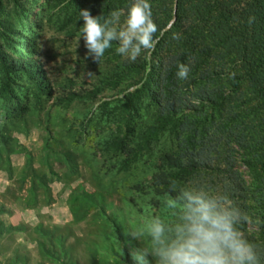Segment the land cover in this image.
I'll list each match as a JSON object with an SVG mask.
<instances>
[{
    "label": "trees",
    "instance_id": "1",
    "mask_svg": "<svg viewBox=\"0 0 264 264\" xmlns=\"http://www.w3.org/2000/svg\"><path fill=\"white\" fill-rule=\"evenodd\" d=\"M61 3L70 0H58ZM80 3L68 16L71 30L82 42L79 11L89 9L93 16L121 9L118 28L124 26L128 7L133 0H76ZM237 0H149L152 16L158 26L157 43L152 50L142 51L135 61L118 55L117 42L98 64L84 54L85 71L76 77L63 74L59 82L31 63L29 58H10L4 48L10 49L14 38L0 24V93L5 100L9 123L28 107L17 96L16 77L21 75L32 86L31 98L35 107H43L46 99L55 105L70 106L79 101L95 103L105 90L123 95L116 101L105 100L101 114L116 124V132L104 142L105 152L115 154L120 171L134 169L145 156L156 171L145 184L138 182L134 189L153 195L154 205L164 208L162 199L169 191L170 182L181 185H204L214 193L227 194L231 201L246 202L248 188L240 172V165L257 182L251 196L256 203L259 236L264 242V0H251L240 13L242 21L235 23ZM17 2V1H16ZM0 0V15L3 7ZM74 4H76L74 2ZM173 33L180 35L173 39ZM81 37V38H80ZM88 53V49L86 48ZM189 65L186 80L177 78V64ZM79 66V64L77 65ZM239 68L242 74L236 73ZM243 82H247L244 94ZM59 83V84H58ZM79 85V86H78ZM131 90V91H130ZM14 104V106L12 105ZM115 103L111 108L110 105ZM11 105V106H10ZM96 115L94 112L92 115ZM138 117V118H137ZM142 120L137 123V119ZM137 118V119H136ZM8 155L27 153L25 177L31 171L32 159L19 143L8 146ZM61 153L47 142L43 162ZM72 173L73 166L67 163ZM241 168V167H240ZM24 177V179H26ZM76 200L81 214L76 221L85 220L92 209L104 210L92 194L81 192ZM118 256L126 264H136L128 246L138 248L134 239H128L114 222ZM244 233L246 228L242 226ZM23 231L20 226H5L0 221V236ZM39 249L54 263L75 264L65 246V239L54 238L43 228H37ZM246 237L257 242L254 236ZM56 248V249H55ZM13 257L8 264H20Z\"/></svg>",
    "mask_w": 264,
    "mask_h": 264
},
{
    "label": "rangeland",
    "instance_id": "2",
    "mask_svg": "<svg viewBox=\"0 0 264 264\" xmlns=\"http://www.w3.org/2000/svg\"><path fill=\"white\" fill-rule=\"evenodd\" d=\"M3 2L0 24L14 38L10 49H3L4 53L18 60L29 58L57 87L56 82L63 74L75 76L79 81L85 68L84 63L78 62L88 53L84 41L69 32L72 23L67 18L80 3L76 0ZM250 3L251 0H237L234 4L238 13L236 25L241 23L240 13ZM235 72L242 74L238 67ZM16 84L17 96L28 109L12 123L5 118V100L0 93V221L5 226H20L23 231L0 236V264H8L15 256L23 260L20 264H60L40 251L36 231L39 227L54 238L65 239L68 254L75 264H126L116 252L119 244L114 222L125 235L129 225L146 223L154 215H166V211L154 205L156 199L152 194L145 195L134 189L136 183L145 184L156 171L146 163L149 156L136 168L120 171V166L115 164V154L105 152L104 142L116 132L117 126L100 113V106L105 100L113 102L123 95L107 89L100 97L103 100L92 105L76 101L70 106H57L54 99H46L43 107H35L34 100L29 99L32 86L25 77H16ZM246 87L247 82H243L238 95L244 94ZM94 112L96 115H92ZM136 122H142L140 117ZM6 140L11 147H18L16 142L19 143L31 156L32 168L26 177L23 172L27 153L8 155ZM47 142L61 155L45 164L43 155ZM67 163L75 169L73 173ZM240 167L249 199L232 202L253 221L243 225L245 235L254 236L257 243L264 246L258 234L256 203L251 197L257 182L253 181L249 170ZM81 192L94 195L104 210L92 209L85 220L76 221L81 214L76 197ZM136 242L139 248L141 245ZM128 250L132 254L135 248L128 246ZM149 260L150 264H155L151 257Z\"/></svg>",
    "mask_w": 264,
    "mask_h": 264
},
{
    "label": "clouds",
    "instance_id": "3",
    "mask_svg": "<svg viewBox=\"0 0 264 264\" xmlns=\"http://www.w3.org/2000/svg\"><path fill=\"white\" fill-rule=\"evenodd\" d=\"M122 15L121 9L107 17L93 16L89 9L79 11L81 37L88 56L98 64L114 41L119 45L117 54L131 62L158 42L149 0H133L124 26L118 28ZM172 38L180 35L173 33ZM177 68V78L186 80L189 65L178 63ZM162 204L166 215H154L146 223L125 229V235L141 245L132 252L136 264H150V257L155 264H264V246L249 240L241 230L252 219L227 194L171 181Z\"/></svg>",
    "mask_w": 264,
    "mask_h": 264
}]
</instances>
